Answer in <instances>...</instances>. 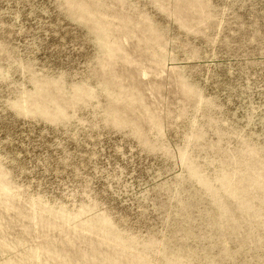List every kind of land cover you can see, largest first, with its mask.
<instances>
[{
	"label": "rangeland",
	"instance_id": "374dc122",
	"mask_svg": "<svg viewBox=\"0 0 264 264\" xmlns=\"http://www.w3.org/2000/svg\"><path fill=\"white\" fill-rule=\"evenodd\" d=\"M0 264H264V0H0Z\"/></svg>",
	"mask_w": 264,
	"mask_h": 264
}]
</instances>
